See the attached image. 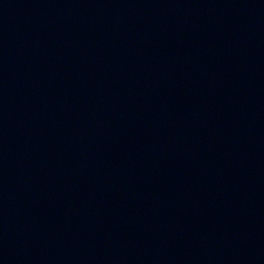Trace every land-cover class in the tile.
Returning a JSON list of instances; mask_svg holds the SVG:
<instances>
[{"label":"water","instance_id":"water-1","mask_svg":"<svg viewBox=\"0 0 264 264\" xmlns=\"http://www.w3.org/2000/svg\"><path fill=\"white\" fill-rule=\"evenodd\" d=\"M0 264H264V0H0Z\"/></svg>","mask_w":264,"mask_h":264}]
</instances>
